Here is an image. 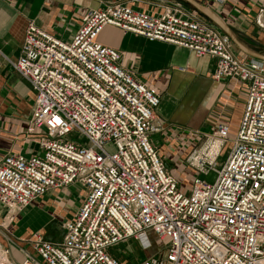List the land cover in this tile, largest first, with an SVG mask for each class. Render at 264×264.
I'll use <instances>...</instances> for the list:
<instances>
[{
	"label": "built area",
	"instance_id": "2783aa9c",
	"mask_svg": "<svg viewBox=\"0 0 264 264\" xmlns=\"http://www.w3.org/2000/svg\"><path fill=\"white\" fill-rule=\"evenodd\" d=\"M256 23L264 28V8ZM107 26L216 58L213 80L247 84L236 138L217 124L190 154L198 176L187 194L150 138L160 131L161 95L121 66L120 51L97 41ZM233 48L228 35L175 0L159 14L123 4L89 10L71 40L30 22L20 57L7 60L36 94L28 132L42 134L38 153L0 162L7 210L0 227L12 235L17 216L51 191L79 183L87 194L59 243L36 233L33 253L15 263L0 241V264H128L110 250L131 239L151 249L149 233L167 244L137 264H264V61L241 59ZM211 172L213 183L202 178Z\"/></svg>",
	"mask_w": 264,
	"mask_h": 264
},
{
	"label": "crops",
	"instance_id": "0c3cea01",
	"mask_svg": "<svg viewBox=\"0 0 264 264\" xmlns=\"http://www.w3.org/2000/svg\"><path fill=\"white\" fill-rule=\"evenodd\" d=\"M167 1L171 0H0V162L10 153L30 156L39 152L36 139L42 131L28 132L36 94L7 60L20 57L30 22L63 40H71L89 10L123 4L136 11L159 14ZM175 1L183 3L201 20L215 26L186 2ZM195 1L223 19L247 48L264 55V30L253 26L260 9L264 8V0ZM97 41L120 51L121 66L161 95L155 121L160 131L150 138L171 169L168 145L173 154L178 153L177 157H172V161H176L183 149L190 155L200 147L217 124L228 125L230 140L236 138L247 103L248 88L247 84L238 81L213 80L216 58H199L182 47L151 42L132 33L125 34L114 26L105 27ZM233 44L234 52L241 59L253 58ZM192 174L191 181L198 176L194 170ZM70 188L51 191L34 201L10 226L12 235L0 227V241L9 247L10 257L15 263H21L26 252L33 253L31 241L34 234L40 233L46 241L53 242L49 240L50 227L57 226L64 233L63 222L68 214L61 207L55 213L54 206L61 199L62 202L66 200ZM81 204H77L73 211H78ZM6 212L0 206V224L4 222ZM58 212H61V219L57 217Z\"/></svg>",
	"mask_w": 264,
	"mask_h": 264
},
{
	"label": "rangeland",
	"instance_id": "374dc122",
	"mask_svg": "<svg viewBox=\"0 0 264 264\" xmlns=\"http://www.w3.org/2000/svg\"><path fill=\"white\" fill-rule=\"evenodd\" d=\"M253 26L257 29L264 30L258 26V24L256 23V18H255V21L253 22ZM69 138L71 140L79 141L81 143H86V141L80 138L77 133H72L69 136ZM231 149H232V143H228L225 146L222 152V156L218 162V169H221L222 166L224 165L226 158ZM167 150L169 152V157H171L169 162L173 165V168L170 169V172L179 181L180 189L187 194L192 189V187L190 186V182L192 179L191 177L193 176L192 170L196 171L188 163V159L190 155H188V152L186 149H183L182 154H179L180 156V158H178L179 160L172 161L173 160L172 157L173 158L177 157L178 153L173 154L172 152L173 149L170 147V145L167 146ZM216 177H217L216 173L211 172L208 176L203 177V179L206 180L207 182L213 183L216 180ZM62 190L66 191L67 189H62ZM69 190H70V194L69 193L66 194V200L62 202V199H61L60 201H58L56 207L54 206L55 213L58 209H60V207L66 210L67 213L65 214H68V218L66 220L72 218L75 215L77 210L73 211V209L75 210L76 209L75 207H77V204L82 203V200L85 198L87 194V190L79 183L71 186ZM70 200H73V202H70ZM60 215H61V212H58L57 217L59 219H61ZM65 221L63 222V224L65 223ZM49 229H51L50 231L51 234L49 235L50 241L58 242L62 240L64 233H61V231L59 230L57 226H52ZM149 237L153 245V248L151 249L144 250L138 241H136L135 239H131L123 244L113 247L110 250V253L113 256L127 262L128 264H137L139 261L145 259L146 257H149L156 253H162L163 249L161 248L165 246L167 242H161L158 239V237L153 233H149Z\"/></svg>",
	"mask_w": 264,
	"mask_h": 264
},
{
	"label": "water",
	"instance_id": "95a60500",
	"mask_svg": "<svg viewBox=\"0 0 264 264\" xmlns=\"http://www.w3.org/2000/svg\"><path fill=\"white\" fill-rule=\"evenodd\" d=\"M189 4L190 6L194 7L197 11H199L202 15H204L207 19H209L217 28H219L223 33L228 35L232 41L239 47V49L246 54L250 55L253 58H257L259 60L264 61V55L252 51L251 49L247 48L237 37L234 30L223 20L221 19L216 13H214L209 8L202 6L201 4L197 3L195 0H182ZM165 166L168 170L171 169L169 164L165 162Z\"/></svg>",
	"mask_w": 264,
	"mask_h": 264
},
{
	"label": "trees",
	"instance_id": "16d2710c",
	"mask_svg": "<svg viewBox=\"0 0 264 264\" xmlns=\"http://www.w3.org/2000/svg\"><path fill=\"white\" fill-rule=\"evenodd\" d=\"M152 248H153V245H152Z\"/></svg>",
	"mask_w": 264,
	"mask_h": 264
}]
</instances>
